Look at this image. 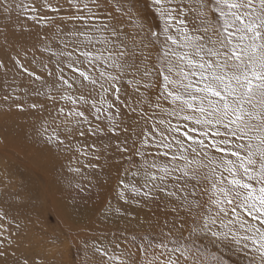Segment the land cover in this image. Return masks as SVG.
Wrapping results in <instances>:
<instances>
[{
	"label": "snow or ice",
	"instance_id": "1",
	"mask_svg": "<svg viewBox=\"0 0 264 264\" xmlns=\"http://www.w3.org/2000/svg\"><path fill=\"white\" fill-rule=\"evenodd\" d=\"M64 2L75 11L53 18L40 12H59V0H0V15L10 19L15 4L51 32L42 51L55 58L57 71L42 84L46 92L35 90L44 101L3 100L20 111L49 112L36 129L46 144L69 141L67 150L77 137L116 138L126 171L134 169L131 181H119L118 198L162 194L175 213L156 235L145 233L137 243L132 234L136 252L127 258L94 252L108 264H229L227 249L244 264H264V0H154L163 28L142 36L112 23L111 15L99 27L89 23V2L99 9L107 0ZM91 147L75 151L98 160ZM5 216L0 212V221ZM4 231L0 223V257L5 243L11 247Z\"/></svg>",
	"mask_w": 264,
	"mask_h": 264
},
{
	"label": "rangeland",
	"instance_id": "2",
	"mask_svg": "<svg viewBox=\"0 0 264 264\" xmlns=\"http://www.w3.org/2000/svg\"><path fill=\"white\" fill-rule=\"evenodd\" d=\"M59 3V12L41 9L40 14L56 18L75 11L64 0ZM36 4L39 6L40 0ZM89 7L95 13L89 23L96 27L108 23L111 15L115 18L112 23L121 21L132 34L142 36L163 28L154 0H107L105 7L97 9L90 2ZM30 14L14 4L10 19L0 15V61L5 65L0 68V212L7 213L0 223L4 236L11 241V247L4 244L7 251L0 257V264H22L25 258L41 259L45 264H108L94 247L127 258L129 250L136 252L131 235L138 236L137 243L145 233L156 235L165 221L171 223L174 219L173 205L162 194L159 199L148 200L129 196L127 203L118 198L119 181H131L134 169L126 171V159L115 150L116 138L77 137L67 150L69 141L60 147L46 144L36 129L49 112L20 111L11 99L3 100L8 95L19 96L21 102L44 101L45 97H37L35 90L46 92L42 84L57 74L55 58L42 51V37L46 33L51 36V32L27 19ZM51 47L59 49L61 44L54 41ZM17 59L43 81L24 73L15 63ZM42 62L48 64L53 77L47 76ZM93 144L98 160L75 151L83 145L93 152ZM116 207L125 214L116 213ZM209 248L215 250L211 245ZM224 251L229 264H244L240 256Z\"/></svg>",
	"mask_w": 264,
	"mask_h": 264
}]
</instances>
